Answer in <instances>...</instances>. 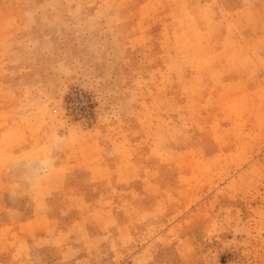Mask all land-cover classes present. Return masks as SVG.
I'll return each mask as SVG.
<instances>
[{
    "label": "rangeland",
    "instance_id": "obj_1",
    "mask_svg": "<svg viewBox=\"0 0 264 264\" xmlns=\"http://www.w3.org/2000/svg\"><path fill=\"white\" fill-rule=\"evenodd\" d=\"M0 264H264V0H0Z\"/></svg>",
    "mask_w": 264,
    "mask_h": 264
}]
</instances>
